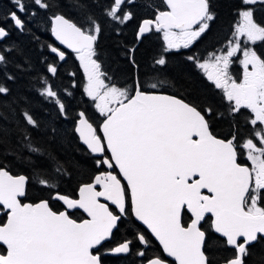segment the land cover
<instances>
[{"label": "snow or ice", "instance_id": "obj_1", "mask_svg": "<svg viewBox=\"0 0 264 264\" xmlns=\"http://www.w3.org/2000/svg\"><path fill=\"white\" fill-rule=\"evenodd\" d=\"M227 3L0 0V264H264V0Z\"/></svg>", "mask_w": 264, "mask_h": 264}, {"label": "trees", "instance_id": "obj_2", "mask_svg": "<svg viewBox=\"0 0 264 264\" xmlns=\"http://www.w3.org/2000/svg\"><path fill=\"white\" fill-rule=\"evenodd\" d=\"M217 10L219 12V20L217 21L216 25L213 28V33H217L220 31L221 27H223L225 30H227V24L229 23L230 20V15H229V5L227 3V0H217ZM129 40L132 39V32L131 29L128 31V37ZM23 40L24 43H27V40H25L23 37L20 38ZM42 41L47 39V34L41 37ZM214 42V37L210 34L205 41H202L198 47L200 48L201 51L205 47H208L209 44ZM162 44V40L160 38V35H153L149 39L145 40L144 43L140 46L139 51H138V57L142 60V62L147 63V61L150 59V57L160 48V45ZM102 47L106 50L107 52H113V40L109 36H105L102 38L101 41ZM174 60L180 59L177 57L173 58ZM74 63V61L70 60L69 65L71 66ZM70 70H75L74 68H70ZM238 71V69H237ZM87 176H74L69 182L65 183L62 186V190L64 191H72L75 189L76 185L78 182L81 180H86ZM46 195L43 191H41L39 188H32L30 189L29 192V197L32 200H35L37 198H40L42 196ZM123 231V230H122ZM118 237V234H117ZM119 237L121 238V233H119ZM119 238V239H120ZM131 259V260H130ZM133 259L132 257H129V259L125 260L122 259L121 261H115L112 262L111 264H133ZM130 260V261H128Z\"/></svg>", "mask_w": 264, "mask_h": 264}, {"label": "flooded vegetation", "instance_id": "obj_3", "mask_svg": "<svg viewBox=\"0 0 264 264\" xmlns=\"http://www.w3.org/2000/svg\"><path fill=\"white\" fill-rule=\"evenodd\" d=\"M29 199L30 200H32L30 197H29ZM39 198H37V199H35V200H38ZM56 207H59V205H55ZM77 215H79V214H77ZM118 234V237H116L118 240H119V233H117ZM133 258V257H132ZM122 259H125V260H127V259H129V257H127V258H125V257H117V256H108L107 258H106V262H105V264H111L112 262H115V261H121ZM131 260V259H130ZM130 260H128V261H130Z\"/></svg>", "mask_w": 264, "mask_h": 264}]
</instances>
